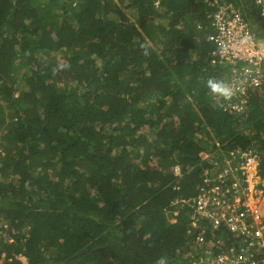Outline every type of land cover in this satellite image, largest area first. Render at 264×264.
<instances>
[{"label":"trees","instance_id":"16d2710c","mask_svg":"<svg viewBox=\"0 0 264 264\" xmlns=\"http://www.w3.org/2000/svg\"><path fill=\"white\" fill-rule=\"evenodd\" d=\"M212 2L0 0L2 264H205L247 248L196 205L236 203L247 158L264 178V87H208L233 75L208 40ZM224 3L264 42V5Z\"/></svg>","mask_w":264,"mask_h":264},{"label":"built area","instance_id":"2783aa9c","mask_svg":"<svg viewBox=\"0 0 264 264\" xmlns=\"http://www.w3.org/2000/svg\"><path fill=\"white\" fill-rule=\"evenodd\" d=\"M223 2L225 0H213L212 2L218 12L211 15L213 19L211 26L214 31L209 35L208 40L215 45V54L221 61L233 66V75L227 84L232 92L262 89L264 87V69L262 68L264 42L256 41L248 23L238 9L229 4L226 6ZM257 4L264 5V0H257ZM231 108L235 111L243 109L242 105H234ZM253 160L258 165L255 157H251L247 158L245 167ZM246 182L249 183L247 178ZM223 195L222 199L211 197L212 195H201L197 199V210L202 217L210 220L213 226L224 225L230 233L244 236L247 248L243 249L238 257L232 254H220L214 257L213 251H209L208 261L205 264H264V225H258L247 200L241 203L240 194L236 195L237 201L232 204L223 200ZM217 214L220 216L217 217ZM250 220L253 222L251 226ZM194 226L197 227V224L195 223ZM256 253L260 256H256Z\"/></svg>","mask_w":264,"mask_h":264},{"label":"rangeland","instance_id":"374dc122","mask_svg":"<svg viewBox=\"0 0 264 264\" xmlns=\"http://www.w3.org/2000/svg\"><path fill=\"white\" fill-rule=\"evenodd\" d=\"M130 15L132 14L129 13V16ZM245 170L249 183L247 184V188L243 189V191L239 192V194L247 199V202L251 206L253 214L256 217L258 225H264V178L259 176V169L255 160L248 163ZM236 178H238L237 175ZM239 185L240 187L242 186L241 183ZM241 195L239 199H242ZM171 219L172 217L170 216L169 220ZM0 264H2V261H0Z\"/></svg>","mask_w":264,"mask_h":264},{"label":"clouds","instance_id":"9594fccd","mask_svg":"<svg viewBox=\"0 0 264 264\" xmlns=\"http://www.w3.org/2000/svg\"><path fill=\"white\" fill-rule=\"evenodd\" d=\"M145 55H147V52H145ZM58 67H59V69H63V68L69 67V66L65 65V64H61ZM53 71L55 73V71H57V69H54ZM208 87L211 89L212 93L221 95L225 99H231V97L233 95L231 87L228 84L224 83L223 81H218L215 79H209L208 80ZM157 264H166L165 259L163 257H161L159 260H157Z\"/></svg>","mask_w":264,"mask_h":264}]
</instances>
